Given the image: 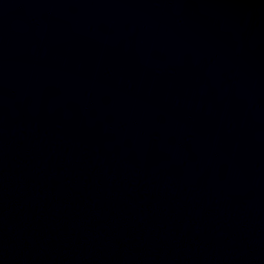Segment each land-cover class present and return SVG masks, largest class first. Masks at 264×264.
<instances>
[{
	"label": "water",
	"instance_id": "1",
	"mask_svg": "<svg viewBox=\"0 0 264 264\" xmlns=\"http://www.w3.org/2000/svg\"><path fill=\"white\" fill-rule=\"evenodd\" d=\"M0 264H264V0H0Z\"/></svg>",
	"mask_w": 264,
	"mask_h": 264
}]
</instances>
